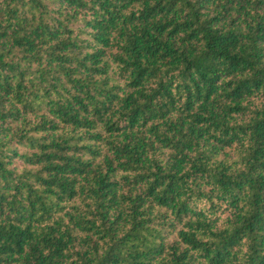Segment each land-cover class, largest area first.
I'll return each mask as SVG.
<instances>
[{
    "label": "trees",
    "instance_id": "trees-1",
    "mask_svg": "<svg viewBox=\"0 0 264 264\" xmlns=\"http://www.w3.org/2000/svg\"><path fill=\"white\" fill-rule=\"evenodd\" d=\"M0 264H264V0H0Z\"/></svg>",
    "mask_w": 264,
    "mask_h": 264
}]
</instances>
